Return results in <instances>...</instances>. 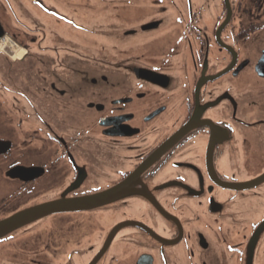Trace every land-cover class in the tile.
<instances>
[{"label":"flooded vegetation","instance_id":"af4514ba","mask_svg":"<svg viewBox=\"0 0 264 264\" xmlns=\"http://www.w3.org/2000/svg\"><path fill=\"white\" fill-rule=\"evenodd\" d=\"M116 188L0 264H264V0H0V224Z\"/></svg>","mask_w":264,"mask_h":264},{"label":"water","instance_id":"95a60500","mask_svg":"<svg viewBox=\"0 0 264 264\" xmlns=\"http://www.w3.org/2000/svg\"><path fill=\"white\" fill-rule=\"evenodd\" d=\"M124 194V191L120 188L113 189L111 192L103 193L97 196H90V198H83L79 200H69L68 202H58L54 204L47 205L45 207L40 208V210H47L50 209L53 211L47 212H36V213H25L16 216L15 218L5 221L4 223L0 224V236L4 235V233L9 232L16 227L21 225H25L28 222L36 220V218L55 213V212H80V211H87L91 208L101 207L103 204L112 202L115 199L120 198ZM57 210V211H56Z\"/></svg>","mask_w":264,"mask_h":264},{"label":"rangeland","instance_id":"374dc122","mask_svg":"<svg viewBox=\"0 0 264 264\" xmlns=\"http://www.w3.org/2000/svg\"><path fill=\"white\" fill-rule=\"evenodd\" d=\"M92 6H94V5L92 4ZM91 8H92V7H91ZM96 41L99 42L98 39H96ZM115 41H116V40H115ZM107 45H108V46H107V50L115 54L116 52L112 51V47H114L115 45L113 44V45H114V46H113L112 43H111V44H110V43H107ZM94 48H95V49H101V48H104V49H105V48H106V45H105V46H101V45H99V44H96V47H94ZM96 55H97V52H95V56H96Z\"/></svg>","mask_w":264,"mask_h":264}]
</instances>
